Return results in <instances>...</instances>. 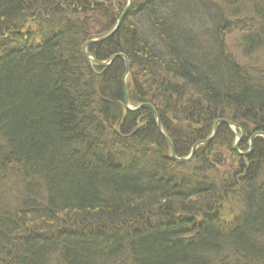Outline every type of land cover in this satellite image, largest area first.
<instances>
[{
	"label": "trees",
	"instance_id": "obj_1",
	"mask_svg": "<svg viewBox=\"0 0 264 264\" xmlns=\"http://www.w3.org/2000/svg\"><path fill=\"white\" fill-rule=\"evenodd\" d=\"M126 2L0 0V42H20L0 57V264H264V139L239 157L221 125L179 164L153 113L125 110L122 59L85 60ZM214 2L135 0L87 50L128 57L130 101L156 105L178 158L218 120L244 131V153L264 133L263 3L237 13L248 64L228 51Z\"/></svg>",
	"mask_w": 264,
	"mask_h": 264
},
{
	"label": "water",
	"instance_id": "obj_2",
	"mask_svg": "<svg viewBox=\"0 0 264 264\" xmlns=\"http://www.w3.org/2000/svg\"><path fill=\"white\" fill-rule=\"evenodd\" d=\"M129 3H128V6L127 8L125 9L124 13L122 14V16L120 17L119 21H118V24H117V27L106 37L104 38H101L99 40H92V41H89L87 42L86 44H84L83 46V55H84V58L85 60L87 61V63H95L97 65H99L100 67H109L116 59H123L125 60L127 63H128V57H126L125 55L123 54H117V55H114L112 56L108 61H105V62H99L98 60H96L93 55L91 53H89L87 51V48L91 45H94V44H98V43H102L108 39H110L111 37H113L115 35V33L117 32V30L120 28L121 24H122V21L124 20L125 16L127 15V13L129 12V10L131 9L132 7V2L133 0H128ZM129 74V69H126V73H125V76H124V80H123V84H124V87H125V93H126V85H125V79L126 77L128 76ZM124 108L127 112H130V113H137L141 110H143L142 108H131V106L128 104V99L127 97H125V104H124ZM149 110L153 113L154 117H155V120H156V126H157V130H158V133L159 135L163 138V140L166 142L169 150H170V158L181 164V163H190L193 158L195 157V154L198 150L199 147L201 146H204V145H207V144H210L212 143L216 137H217V134H218V131H219V128L221 125H226L228 126L234 133H235V136H236V139H237V142L236 144L234 145V151L237 153V155H239L240 157H248L253 149H254V145H255V141L258 139V138H262L264 139V133L263 132H257L255 134H253L250 138V150L247 152V153H241L239 151V146H240V143L241 141L243 140L244 138V131L237 125L227 121V120H218L215 125H214V130H213V133L212 135L206 139V140H203V141H198L191 149V153L188 157L186 158H178L177 157V154H176V151H175V148H174V145L173 143L171 142V140H169V138L165 135V132L163 130V127H162V121H161V117L160 115L158 114V112L153 108V107H149ZM236 130H240L241 131V135H238L236 133ZM138 131V129L133 133V134H136V132ZM132 134V135H133ZM131 136V135H130ZM129 136V137H130Z\"/></svg>",
	"mask_w": 264,
	"mask_h": 264
},
{
	"label": "rangeland",
	"instance_id": "obj_3",
	"mask_svg": "<svg viewBox=\"0 0 264 264\" xmlns=\"http://www.w3.org/2000/svg\"><path fill=\"white\" fill-rule=\"evenodd\" d=\"M218 3H223L222 6H216L217 4L214 2L212 4L213 7H216L215 9L217 12L225 18H228V22L230 24L229 28L227 29V36L225 39V45L228 48V51L231 52L235 57L240 59L242 63H253V60L256 59V55H253L251 57H247L245 54L240 53V45L242 43L241 37L244 35L245 31L244 28L237 25V22H239L242 18H237V13H242L241 11H251V9L257 5L256 2H248V0H215ZM240 2V4L237 3ZM264 6V2L261 0ZM127 3V2H126ZM135 0H133L132 5H134ZM230 4L229 11L227 12V8L225 5ZM259 6L263 7L262 4H259ZM126 5L122 8V13L125 9ZM228 7V6H227ZM226 14V15H225ZM263 52V51H261ZM264 53L261 55V60L264 61L263 58ZM237 133V132H236ZM238 134V133H237ZM240 135V134H238ZM249 148H250V139L248 140ZM235 145V144H234ZM250 150V149H249ZM241 152V150L239 149ZM248 152V151H247ZM236 153V152H235ZM239 156V155H238ZM227 165L229 166L231 163H234V158L227 157ZM0 193L3 194V188H2V182L0 181Z\"/></svg>",
	"mask_w": 264,
	"mask_h": 264
},
{
	"label": "bare ground",
	"instance_id": "obj_4",
	"mask_svg": "<svg viewBox=\"0 0 264 264\" xmlns=\"http://www.w3.org/2000/svg\"><path fill=\"white\" fill-rule=\"evenodd\" d=\"M127 8V6L125 7V9ZM132 8V7H131ZM125 9H124V11H125ZM131 10V9H130ZM129 10V11H130ZM124 11H123V13H124ZM122 13V14H123ZM122 14L120 15V17L122 16ZM128 14V13H127ZM120 17L118 18V20H117V22H116V24H115V26H114V28L109 32V33H107L106 35H103V36H99V37H97V38H95V39H91V40H89V41H92V40H99V39H101V38H104V37H106V36H108L116 27H117V24H118V21H119V19H120ZM126 17V16H125ZM54 22H55V20H54ZM40 24H41V22L39 21V20H35V21H28L27 22V24L26 25H24L21 29H20V32L19 33H22V34H20V38L24 41L26 38H27V35H26V32H28V33H30V34H39V26H40ZM29 37V36H28ZM13 38H17V37H13ZM4 39H6V38H4ZM36 41H38L39 39L38 38H36L35 39ZM89 41H87V42H89ZM86 42V43H87ZM85 43V44H86ZM103 43V42H102ZM20 44V42H17L15 39H9V40H6V41H2V42H0V57L2 56V57H6L8 54H10V53H12L13 52V49L12 48H14V49H16L17 48V46ZM99 44V43H98ZM94 45H97V44H94ZM94 45H91V46H94ZM91 46H89L88 48H87V50L91 47ZM8 47V49H5V48H7ZM82 53H83V47H82ZM6 54V55H5ZM5 55V56H4ZM1 57V58H2ZM122 61H123V64H124V70H125V73H126V69H129V74H128V76L126 77V79H125V85H126V93H125V87H124V84H123V80H124V76H125V73H124V76H123V78H122V87H123V104H125V97H127V99H128V104L129 105H132V106H134V107H136V108H142V109H149V107H153V108H155L156 109V105L155 104H151V103H141V104H136V105H134V104H132L131 103V101H130V98H129V90H128V82H129V78H130V75H131V65H130V62H129V59H128V63L125 61V60H123L122 59ZM88 65L90 66V68L92 69V70H94L95 69V67H99V68H102V67H100L99 65H97V64H95V63H92V64H90V63H88ZM85 89L83 88V90H82V97L85 95ZM87 94H90V93H87ZM130 113V112H129ZM138 113V112H137ZM159 113V112H158ZM157 127V126H156ZM163 127V126H162ZM138 129V131L140 130V127H138L137 128ZM136 129V130H137ZM220 129V128H219ZM135 130V131H136ZM164 130V129H163ZM213 130H214V128H213ZM134 131V132H135ZM165 132V131H164ZM219 132V131H218ZM137 133V132H136ZM135 134H133V135H131L130 137H128V138H126V139H130V138H132L133 136H134ZM165 135L169 138V136L167 135V133L165 132ZM218 135V134H217ZM169 140H171L170 138H169ZM236 142H237V139H235V144H236ZM240 147V146H239ZM241 153H244V152H242L241 151ZM245 153H247V152H245ZM240 157V156H239Z\"/></svg>",
	"mask_w": 264,
	"mask_h": 264
}]
</instances>
